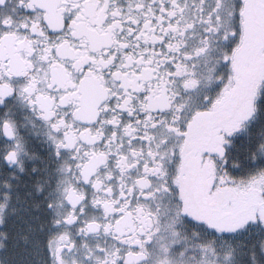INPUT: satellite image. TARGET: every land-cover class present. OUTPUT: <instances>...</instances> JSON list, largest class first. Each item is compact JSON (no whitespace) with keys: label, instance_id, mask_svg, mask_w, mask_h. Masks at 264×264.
I'll use <instances>...</instances> for the list:
<instances>
[{"label":"snow or ice","instance_id":"obj_1","mask_svg":"<svg viewBox=\"0 0 264 264\" xmlns=\"http://www.w3.org/2000/svg\"><path fill=\"white\" fill-rule=\"evenodd\" d=\"M0 264H264V0H0Z\"/></svg>","mask_w":264,"mask_h":264}]
</instances>
